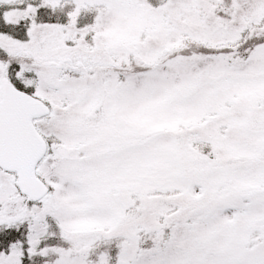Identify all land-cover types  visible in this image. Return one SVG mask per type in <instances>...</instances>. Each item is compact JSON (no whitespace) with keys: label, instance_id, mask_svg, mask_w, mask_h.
Returning a JSON list of instances; mask_svg holds the SVG:
<instances>
[{"label":"snow or ice","instance_id":"snow-or-ice-1","mask_svg":"<svg viewBox=\"0 0 264 264\" xmlns=\"http://www.w3.org/2000/svg\"><path fill=\"white\" fill-rule=\"evenodd\" d=\"M0 264H264V0H0Z\"/></svg>","mask_w":264,"mask_h":264}]
</instances>
